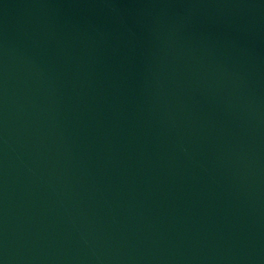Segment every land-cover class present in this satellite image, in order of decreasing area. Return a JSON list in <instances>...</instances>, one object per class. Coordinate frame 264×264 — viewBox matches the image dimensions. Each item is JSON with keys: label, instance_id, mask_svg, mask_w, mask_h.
I'll list each match as a JSON object with an SVG mask.
<instances>
[{"label": "water", "instance_id": "95a60500", "mask_svg": "<svg viewBox=\"0 0 264 264\" xmlns=\"http://www.w3.org/2000/svg\"><path fill=\"white\" fill-rule=\"evenodd\" d=\"M0 264H264V0H0Z\"/></svg>", "mask_w": 264, "mask_h": 264}]
</instances>
